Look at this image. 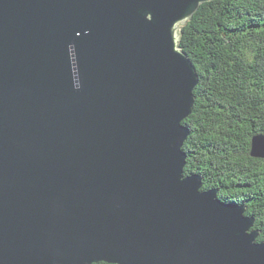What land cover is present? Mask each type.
<instances>
[{"label":"water","instance_id":"obj_1","mask_svg":"<svg viewBox=\"0 0 264 264\" xmlns=\"http://www.w3.org/2000/svg\"><path fill=\"white\" fill-rule=\"evenodd\" d=\"M207 1L0 0V264H264L246 207L185 174L179 28Z\"/></svg>","mask_w":264,"mask_h":264},{"label":"trees","instance_id":"obj_2","mask_svg":"<svg viewBox=\"0 0 264 264\" xmlns=\"http://www.w3.org/2000/svg\"><path fill=\"white\" fill-rule=\"evenodd\" d=\"M179 35L199 74L183 121L191 130L185 174H201L202 189L244 205L264 241V158L251 155L252 137L264 134V0L204 2Z\"/></svg>","mask_w":264,"mask_h":264}]
</instances>
